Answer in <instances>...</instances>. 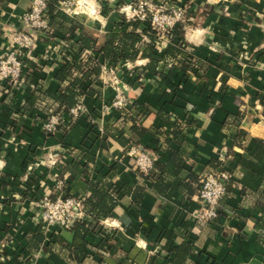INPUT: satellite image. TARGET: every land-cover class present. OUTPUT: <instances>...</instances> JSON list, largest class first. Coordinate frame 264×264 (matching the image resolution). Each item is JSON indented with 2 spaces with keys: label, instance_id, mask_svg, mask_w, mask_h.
<instances>
[{
  "label": "crops",
  "instance_id": "obj_1",
  "mask_svg": "<svg viewBox=\"0 0 264 264\" xmlns=\"http://www.w3.org/2000/svg\"><path fill=\"white\" fill-rule=\"evenodd\" d=\"M31 1L0 0V56L12 47L11 34L21 28ZM189 1L201 12L184 31L193 71L178 85L181 77L172 60V65L160 66L164 76L134 85L124 80V93L135 102L127 115L114 108L100 114L115 93L99 77L97 92L82 98L85 112L73 126L47 132L43 120L35 119L34 107L24 105L35 88L11 94L0 77V258L18 256L27 264L26 235L40 226L35 200L57 178L65 180L67 194L85 198L89 180L100 173L114 184L119 198L102 223L114 232L113 239L91 236V255L80 264H99L102 257L112 264H264V231L258 226L264 217V0ZM122 14L110 8L102 26L90 22L93 27L72 17L100 37ZM53 34L39 41L29 60L32 85L39 82L57 92L64 84L56 79L57 70L63 60L73 62L74 52L62 32ZM207 46L218 49L207 51ZM245 53L253 57L241 65ZM89 56L94 54L85 51L79 59ZM145 62L138 59L126 66L134 70ZM132 144L157 153L162 166L174 167L162 178L157 167L150 173L153 178H146L127 154ZM223 154L225 162L220 160ZM221 167L233 179L216 223L207 226L197 218L202 205L198 188L204 174ZM139 187L143 193L136 202ZM44 233L46 240L30 262L75 264L60 244L49 245L57 235L71 242L72 232L51 228ZM186 243L191 246L187 255L177 252Z\"/></svg>",
  "mask_w": 264,
  "mask_h": 264
},
{
  "label": "trees",
  "instance_id": "obj_2",
  "mask_svg": "<svg viewBox=\"0 0 264 264\" xmlns=\"http://www.w3.org/2000/svg\"><path fill=\"white\" fill-rule=\"evenodd\" d=\"M59 2L60 0H49L50 27L52 30L63 33L62 39L69 42V52H74V60L73 62L63 60L60 63L55 76L56 79L64 83L60 90L52 92L43 88V86H39V82H37L34 94L25 100V108L34 107L36 110L34 112L36 113L34 115L35 119L38 117L41 119L47 118L52 113H65L72 106L81 102L84 96L94 95L97 92V80L101 75L102 64L107 62L116 65L125 61L145 60L146 62L142 66L128 72V78L125 80L132 85L142 84V79L146 77L164 76L167 73L161 70L160 66H167L172 60L177 62V68L179 69L177 76L181 77V82L178 85L183 83L182 81L187 77V72L193 71L192 54L187 52L184 39L185 24L177 25L171 30L167 46L159 52L155 45L157 33L149 21L143 22L136 18H128L125 14H122L120 20L115 22L107 33L97 37L87 32L84 25L77 19L60 10L58 8ZM46 34L50 37L54 35L53 32ZM85 51L92 52L94 56H89L85 60L79 59L80 55ZM26 63L29 68L33 65L29 59H26ZM32 78L33 74L30 79ZM8 92L14 93L12 90ZM48 100L54 101L56 106L49 104ZM243 114H241L242 117ZM125 115H127L126 112ZM75 122V119H70L64 125L57 127L56 132L69 130ZM160 163L161 161L155 164V169L157 167L161 169L160 174L157 176L158 178H162V174L170 170L169 167H174V163L163 166ZM151 174L145 175L146 178H153L154 175L151 176ZM155 185L159 187L160 182ZM88 188V194L83 198V211L86 218L77 219L72 223L70 229L73 234L72 241L67 242L57 235L49 244L51 247L55 243L60 244L64 250V255L75 264L82 263L84 259L91 255V236L101 235L103 241H111L114 234L113 231H109L102 224L105 219L113 214L119 203L118 193L116 194L115 192L114 184L104 175L98 173L89 180ZM125 188H127L125 191H131L129 187ZM134 192L136 202H138L142 197L143 190L139 187ZM258 226L264 231V217L259 219ZM45 238L46 235L41 225L37 230L26 235L29 254H23V256H25L24 261L27 264L32 263L30 262L31 254L42 246L46 240ZM190 249L191 246L186 243L181 248H178L177 252H183L187 255ZM7 263L22 264L18 256L12 257ZM183 263L184 260L173 262V264ZM46 264L57 263L52 259H48ZM99 264L112 263L102 257Z\"/></svg>",
  "mask_w": 264,
  "mask_h": 264
},
{
  "label": "built area",
  "instance_id": "obj_3",
  "mask_svg": "<svg viewBox=\"0 0 264 264\" xmlns=\"http://www.w3.org/2000/svg\"><path fill=\"white\" fill-rule=\"evenodd\" d=\"M83 2L90 5V0H83ZM48 3L49 0L31 1L30 8L22 17L21 28L14 30L11 34L12 47L0 56V77L3 79L5 88L8 91L12 90V92L17 93L25 88L31 87L33 90L36 87L31 83L30 77L33 73L28 67L26 59L34 56L41 39L50 38L46 33L51 34L53 32L50 27L51 16ZM74 4H76V0H60L58 8L70 16L81 18L80 12L77 11L78 8H74V10L72 8ZM146 6V8L142 7L140 12L132 14V17L126 15L125 12L123 14L128 18H136L143 22L149 21L157 33L156 49L161 52L170 40L171 30L177 25L184 24L186 17L181 9L169 13L162 9H156L154 12L147 4ZM98 12L93 7L92 10H89V16L98 15ZM88 52L90 51L86 53ZM122 63L120 66L108 62L102 64L100 77H102L104 83L113 88L115 95L112 101L106 103L100 109L101 115L113 108L128 113L135 107V102L129 99L120 87V84H124V80L128 78V72L132 70L127 67H130V61ZM172 64L171 61L169 65ZM123 77L124 79H122ZM51 104L56 106L54 102ZM84 112V105L79 102L65 113H52L49 117L42 119L43 129L47 132H56L57 127L64 125L70 119L77 121ZM23 116L27 115L24 113ZM16 117L18 118V114ZM97 120L95 119L92 123H98ZM127 154L133 158L135 168L143 175L153 172L155 164L160 158L157 153L142 149L134 144L130 145ZM225 159V154L220 156V160L224 161ZM232 179V174L225 167L210 171L201 178L198 198L202 205L197 218L204 225L209 226L216 223L221 201L226 196L227 188ZM34 204L35 210L38 211L39 223L44 231L51 228H56L59 231L70 230L75 220L86 218L83 211V198L67 194L65 192V180L60 177L55 180V184L51 189L35 200ZM1 248L4 249V245ZM3 252L0 251L1 254ZM10 260L11 258L6 255H2L0 258V261L4 263Z\"/></svg>",
  "mask_w": 264,
  "mask_h": 264
},
{
  "label": "rangeland",
  "instance_id": "obj_4",
  "mask_svg": "<svg viewBox=\"0 0 264 264\" xmlns=\"http://www.w3.org/2000/svg\"><path fill=\"white\" fill-rule=\"evenodd\" d=\"M79 2V3H78ZM146 4L155 12L156 9L164 10L165 12H171L181 9L184 12L185 15V23L184 24H190L191 22H195L196 15L198 13H201L199 11H195L193 8V3L189 0H168L162 3H157L154 0H90V5L84 4L83 0H76V4L73 5L74 8H78V12H80L81 19L84 22L90 23H98L101 25L103 23V20H105L104 15L106 14L107 10L115 9L119 10L122 13L125 12L126 15L129 17H132V14L135 12H140L142 7L146 8ZM92 6V7H91ZM93 7L98 10L99 14L94 16H89V10H92ZM84 10V12H82ZM195 20L193 21V19ZM91 24V23H90ZM92 26V24H91ZM102 26V25H101ZM93 27V26H92ZM187 46V45H186ZM189 47V45L187 46ZM206 47L205 50L210 51H217L218 48L214 46H210L209 49ZM253 56L249 53H245L242 56L240 55V64L243 65L245 61L250 62V59ZM239 61V60H238ZM124 79V77L122 78ZM121 80V79H120ZM24 188H27V186H24ZM35 200V199H33Z\"/></svg>",
  "mask_w": 264,
  "mask_h": 264
},
{
  "label": "water",
  "instance_id": "obj_5",
  "mask_svg": "<svg viewBox=\"0 0 264 264\" xmlns=\"http://www.w3.org/2000/svg\"><path fill=\"white\" fill-rule=\"evenodd\" d=\"M120 87L123 89L124 92H126V89L124 88V84L123 83L120 84Z\"/></svg>",
  "mask_w": 264,
  "mask_h": 264
}]
</instances>
